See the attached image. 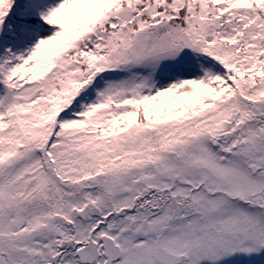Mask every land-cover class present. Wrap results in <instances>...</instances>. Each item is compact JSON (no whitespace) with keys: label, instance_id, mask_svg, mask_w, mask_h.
I'll use <instances>...</instances> for the list:
<instances>
[{"label":"snow or ice","instance_id":"1","mask_svg":"<svg viewBox=\"0 0 264 264\" xmlns=\"http://www.w3.org/2000/svg\"><path fill=\"white\" fill-rule=\"evenodd\" d=\"M0 264H264V0H0Z\"/></svg>","mask_w":264,"mask_h":264}]
</instances>
